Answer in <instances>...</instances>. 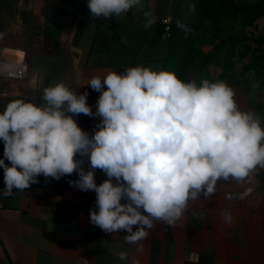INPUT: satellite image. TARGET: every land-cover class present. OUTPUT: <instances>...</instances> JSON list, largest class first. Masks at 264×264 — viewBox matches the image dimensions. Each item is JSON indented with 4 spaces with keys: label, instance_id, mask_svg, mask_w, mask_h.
Here are the masks:
<instances>
[{
    "label": "clouds",
    "instance_id": "9594fccd",
    "mask_svg": "<svg viewBox=\"0 0 264 264\" xmlns=\"http://www.w3.org/2000/svg\"><path fill=\"white\" fill-rule=\"evenodd\" d=\"M87 6L94 18H122L136 8L143 12L146 29L156 22L145 0H88ZM5 35L0 32V39ZM86 85L100 93L95 112L87 103L88 92L77 94L62 82L43 90L39 106L17 99L0 112L5 184L0 195L10 196L14 188L22 192L39 183L41 175L58 181L76 173L79 178L69 185L96 193L98 211L90 210V222L106 233L126 231L125 243L142 249L140 242L157 222L176 225L190 202L211 200L222 181L243 184L257 167L264 168L261 118L239 108L225 81L198 84L137 65L94 75ZM80 114L100 118L92 134L78 126ZM97 169L107 177L99 185ZM251 192L245 188L225 198L244 200ZM192 215L199 218L200 213ZM221 217L232 225L230 212ZM117 255L139 264L126 251Z\"/></svg>",
    "mask_w": 264,
    "mask_h": 264
},
{
    "label": "crops",
    "instance_id": "0c3cea01",
    "mask_svg": "<svg viewBox=\"0 0 264 264\" xmlns=\"http://www.w3.org/2000/svg\"><path fill=\"white\" fill-rule=\"evenodd\" d=\"M145 4L156 16L172 17L175 8V0ZM87 5L88 0H0V32L6 33L0 58L28 63L24 80H0V112L17 99L39 106L43 90L61 82L77 94L88 92L87 103L95 112L100 93L86 85L92 76L137 65L161 70L169 43L159 38L155 23L144 27L142 11L94 18ZM233 90L239 108L252 111L245 94ZM76 119L89 134L100 120L84 114ZM78 178L73 173L55 183L41 175L39 183L22 192L14 188L12 195H0V264H128L118 258L121 251L139 264H264V168L257 167L243 184L218 182L216 195L190 202L176 225L157 222L140 242L142 249L125 243L126 231L106 233L90 222V210L98 211L96 193L69 185ZM245 188L252 189L246 199L225 198ZM4 189L2 171L0 191ZM224 211L233 217L231 226L221 217Z\"/></svg>",
    "mask_w": 264,
    "mask_h": 264
},
{
    "label": "rangeland",
    "instance_id": "374dc122",
    "mask_svg": "<svg viewBox=\"0 0 264 264\" xmlns=\"http://www.w3.org/2000/svg\"><path fill=\"white\" fill-rule=\"evenodd\" d=\"M246 0H222L218 8L208 12L197 8L181 37V48L187 51L178 57L173 71L182 81H225L241 90L253 112L261 118L264 128V71L259 63L249 69L255 57L264 62V17L251 26H243L240 17L232 15L231 5ZM222 42H226L224 46ZM180 43V42H179ZM258 83V88H253Z\"/></svg>",
    "mask_w": 264,
    "mask_h": 264
},
{
    "label": "trees",
    "instance_id": "16d2710c",
    "mask_svg": "<svg viewBox=\"0 0 264 264\" xmlns=\"http://www.w3.org/2000/svg\"><path fill=\"white\" fill-rule=\"evenodd\" d=\"M221 1L222 0H175V8L172 15L171 37L168 40L169 49L166 57L162 61L161 70L172 73H174L173 71L176 72L177 69L176 66L174 67V63L177 61L178 57H185L187 51L185 48H181V45H183L181 37L185 28L189 25V20L193 15L192 11L197 12L196 9L199 8L200 10L208 12L209 9L213 10L218 8V4ZM230 8L232 15H238L240 17V23L246 27L253 25L257 20L264 17V0H246L240 4L233 2ZM263 41L264 39L255 40L258 44ZM225 44L226 42L221 43L222 46ZM255 63H259L264 71L262 57H255L248 68H254Z\"/></svg>",
    "mask_w": 264,
    "mask_h": 264
},
{
    "label": "built area",
    "instance_id": "2783aa9c",
    "mask_svg": "<svg viewBox=\"0 0 264 264\" xmlns=\"http://www.w3.org/2000/svg\"><path fill=\"white\" fill-rule=\"evenodd\" d=\"M155 26L157 29V34L162 41H168L171 37L172 31V17L169 15L165 16H156ZM28 70V63L25 58L20 60H8L0 58V80L4 81H22L26 78ZM8 166H11L10 162L7 163ZM85 169L89 168L88 162L84 164ZM3 171V168L0 167V173ZM64 177V176H63ZM62 177V178H63ZM61 178V179H62ZM60 180H55L52 178L53 182L59 183ZM95 179L98 182H103L107 179L103 171L97 169L95 171Z\"/></svg>",
    "mask_w": 264,
    "mask_h": 264
}]
</instances>
